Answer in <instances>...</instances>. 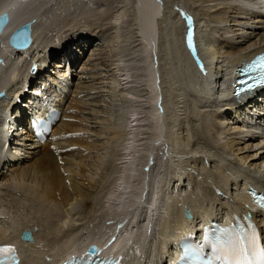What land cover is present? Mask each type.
<instances>
[{
	"label": "bare ground",
	"instance_id": "1",
	"mask_svg": "<svg viewBox=\"0 0 264 264\" xmlns=\"http://www.w3.org/2000/svg\"><path fill=\"white\" fill-rule=\"evenodd\" d=\"M60 1L0 0V15L8 16L0 29L7 131L18 134V122L27 125L30 116H42L47 104L61 111L50 140L41 144L22 129L13 150L6 151L0 244H15L21 264H55L91 245L127 264H168L170 245L200 222L227 220L243 210L252 212L264 241V217L249 206L245 191L248 184L264 190V132L256 127L264 128V89L236 101L227 87L234 66L264 50V0H178L192 18L193 35L186 34L170 0H127L114 14L113 28L133 16L138 31L120 42L137 43L131 54L138 57L130 63L125 54L116 62L127 67L124 75L114 73L106 81L109 99L96 106L81 92L92 91L91 85L68 87L79 81L80 65L92 61L84 55L91 33L83 36L72 12L98 0H71L59 17L53 11L58 5L39 14ZM29 21L31 46L13 51L8 34ZM183 34L186 45L187 36L194 43L191 57ZM164 37L174 59L163 74L158 56ZM103 41L98 48L106 47ZM83 67L88 73L90 66ZM106 99L109 110L96 115ZM24 230L33 242L19 239Z\"/></svg>",
	"mask_w": 264,
	"mask_h": 264
},
{
	"label": "rangeland",
	"instance_id": "2",
	"mask_svg": "<svg viewBox=\"0 0 264 264\" xmlns=\"http://www.w3.org/2000/svg\"><path fill=\"white\" fill-rule=\"evenodd\" d=\"M70 1L71 0H62V1H60L61 3L51 2V3L47 4V5H45L44 9L39 11V14H43L45 12L51 13L50 12V8L48 6L49 5H58V8H55V10H53V11H54V13H56V15L58 13L57 16L59 17V14H60L59 11L60 12L67 11V9H68L67 7H68ZM185 1L187 3H189L190 5H192L191 0H185ZM155 2L160 4V2L158 0L155 1ZM170 2L171 3H170L169 6H174L175 5L177 7V10H178V11L177 10H175V11L178 12V15H179V13L181 14V16L179 15L180 20H184L183 17H182L183 15L189 16L188 14H185L187 12L186 11L184 12L183 8L177 6L178 3H176V2H178V0H170ZM126 3H127V0H103V1L98 0V1H94L93 2V6H91V5L88 6L86 4H82L79 7L78 11L74 10V12H72V14H75L77 12L76 25L79 24L78 26L82 27V30H80V31L81 32L84 31V32H82V34H84L83 36H88L89 37L91 35L90 36L91 37V40H90L91 43L89 44L90 49L86 50L84 52V55H87L86 58L87 59L89 58L92 61L91 62H86L83 65V66H86V65L90 66L88 73H86L85 70H83L84 67L82 66V64L80 65V67L77 70H76V68L73 69V71L76 70V74L78 75L77 79L79 78V81L76 79L78 81L77 82V81H74V79H73L72 83L70 82L68 88L69 89L72 88V84L73 83L78 84V85L80 83V84H83L84 86H88L89 85V87L91 85L92 86V91H90V92L87 91V89H85V90L81 89L82 93L85 94L87 92V104L88 105L89 104L98 105L96 102H99L100 100L104 99V97L108 98L106 96L108 94L107 90H108L109 85L106 84V81L110 82V80H112V78H113V74L114 73L115 74H119V75H124V74H122V72H124V70L127 68V67L123 68V66H118L117 67V64H116V62H118L119 59H123L124 58L123 55L127 54V57H125L123 59L124 61H129V62L133 61L134 62L135 60H137V57H138L137 54H131L134 50L137 49V43H134L135 45H133V43L132 44L126 43L124 45L122 42H120V40L123 37L128 36V35L131 34L129 31L132 32L134 30L133 31L134 33H136L138 31L137 28H139V27L137 25L133 26L132 23H131V21L133 19V16H129L126 19L125 23H123L124 26H122V23H121V26L115 25L116 29L113 28L114 27L113 26L114 22H112V20H114V18L116 17V16H114V14L117 15L118 12H120V8H123L125 5H127ZM131 5L132 4L128 5L127 7L129 8ZM152 7L154 8L153 3L151 2V8ZM33 8H35V6ZM129 9H130L129 13H131V8H129ZM130 15H132V13ZM51 16L52 15L50 14L49 17H51ZM158 17H159V15L156 16V20L159 23L160 19ZM189 17H191V16H189ZM156 20H155V22H156ZM74 21H76V20H74ZM157 22H156V24H158ZM60 24H62V22L61 23L59 22L58 25H57V23L53 25V27L51 29V32H50L51 35H54V33L57 31V29L61 26ZM74 24H75V22H74ZM184 25H185V23H184ZM184 27H186V26H184ZM63 32L66 33L67 31L63 30L62 33ZM88 32H89V34L90 33L91 34L90 35L86 34ZM164 32H166V31H164ZM186 34L189 35L187 32H186ZM38 35L41 36L40 34H38ZM192 35H193V33H192ZM98 40H100V41H98ZM102 40H104L103 43L105 44L106 47L108 45V48L105 47V48L101 49L102 48L101 45H99L100 46L99 48L97 47V44H101L100 42ZM132 41H134V40H132ZM166 41H167V39L165 37L161 41H159V45L161 44L163 49H164V52H162L158 56V65H159V68L161 69L163 74L165 73V71H164L165 66L170 61H172L174 59L173 54L170 51H168V47L166 45ZM181 42L183 44L184 51H186V53L191 57L195 53V49L192 48L193 45H194L193 41L189 42L188 41V36H187L186 37V42H189L190 44L186 45V43H185V35L183 34V36L181 38ZM182 44H179L178 48H180L182 46ZM112 47H115L116 50H114V48L112 49ZM188 47H189V49H188ZM92 49H94V50H92ZM188 51L190 53H188ZM92 52H93V54H92ZM194 61L195 62L197 61L196 64H198V62L200 61L199 65L201 66V68H203L202 67L203 64L201 62V59L196 58V60H194ZM136 67L138 68L139 66L136 65ZM113 68H116V70H113ZM128 69H129V67H128ZM115 77H119V76L117 75ZM119 80H120L119 78H115V82H117V84L118 83L122 84L121 82H119ZM95 85H97V86H95ZM82 96L85 97V95H82ZM83 99H84V102H85L86 99L85 98H83ZM108 99H106L107 101L105 100L106 103L103 104V106L95 108V110L97 111L96 115L104 116L105 112H107L109 110L108 108H106L107 105H108ZM117 99L119 100V97H117ZM28 109H30L29 106H28V108L26 110H28ZM101 118L102 117H98V120L101 119ZM8 170H9V168H8Z\"/></svg>",
	"mask_w": 264,
	"mask_h": 264
},
{
	"label": "snow or ice",
	"instance_id": "3",
	"mask_svg": "<svg viewBox=\"0 0 264 264\" xmlns=\"http://www.w3.org/2000/svg\"><path fill=\"white\" fill-rule=\"evenodd\" d=\"M6 20V17L0 20V23ZM191 46V45H190ZM256 71L261 83H264V57L252 64L241 68V72ZM251 91V88L248 89ZM240 93H237L239 95ZM249 227H251L249 225ZM225 236L227 239L225 240ZM204 241L215 248L217 243L224 241L225 247H221L219 251L223 253L224 264H264V246L257 239L255 232L250 235L232 234L231 229L218 230L217 232L205 235ZM10 248H2L0 252L10 253ZM193 251L199 253L198 246L193 247Z\"/></svg>",
	"mask_w": 264,
	"mask_h": 264
},
{
	"label": "water",
	"instance_id": "4",
	"mask_svg": "<svg viewBox=\"0 0 264 264\" xmlns=\"http://www.w3.org/2000/svg\"><path fill=\"white\" fill-rule=\"evenodd\" d=\"M4 17H6V15H2L0 17V20H2V18ZM182 17L184 19V23L187 28L186 32L189 35H191L193 33V28L191 27V23H192L191 19L188 18L186 15H183ZM6 22H7V17H6V20H3V22L0 23V29H2L3 25ZM32 23L33 21L26 22L25 24L21 25L20 27H18L11 33V35L8 38V43L14 50L22 51V50L27 49L30 46L31 41H32V38H31V24ZM21 239L23 241H28V242L33 241L31 233L28 230H25L22 232ZM90 250H92L93 255H96L95 248H91Z\"/></svg>",
	"mask_w": 264,
	"mask_h": 264
}]
</instances>
